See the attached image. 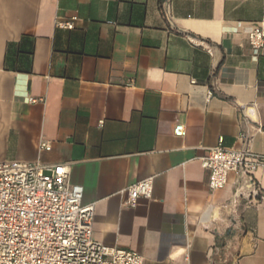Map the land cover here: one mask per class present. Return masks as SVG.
<instances>
[{"label": "crops", "instance_id": "crops-1", "mask_svg": "<svg viewBox=\"0 0 264 264\" xmlns=\"http://www.w3.org/2000/svg\"><path fill=\"white\" fill-rule=\"evenodd\" d=\"M258 25L264 0H0V163L68 166L94 240L144 264H264L248 177L212 191L202 167L221 141L264 155ZM149 178L152 198L128 206Z\"/></svg>", "mask_w": 264, "mask_h": 264}, {"label": "built area", "instance_id": "built-area-1", "mask_svg": "<svg viewBox=\"0 0 264 264\" xmlns=\"http://www.w3.org/2000/svg\"><path fill=\"white\" fill-rule=\"evenodd\" d=\"M165 14L169 5L165 4ZM73 30L74 22L59 23ZM247 39L255 56L264 51V26H253ZM196 46L211 52V46L193 39ZM30 103L43 99L28 100ZM174 135L184 137L186 128L177 125ZM40 151L49 143L41 142ZM209 172V188L224 189L231 174L248 177V199L264 209V191L256 178L264 169V155L250 148L233 150L220 145L202 160ZM154 179L130 186L126 192L128 206L134 208L140 199H151ZM84 188L70 182L66 165H44L41 162L7 161L0 163V264H144L137 252L106 247L93 238L95 204L83 203Z\"/></svg>", "mask_w": 264, "mask_h": 264}, {"label": "trees", "instance_id": "trees-1", "mask_svg": "<svg viewBox=\"0 0 264 264\" xmlns=\"http://www.w3.org/2000/svg\"><path fill=\"white\" fill-rule=\"evenodd\" d=\"M30 54L33 55V49H32V51L30 52Z\"/></svg>", "mask_w": 264, "mask_h": 264}]
</instances>
